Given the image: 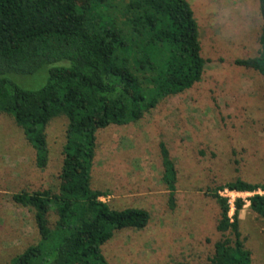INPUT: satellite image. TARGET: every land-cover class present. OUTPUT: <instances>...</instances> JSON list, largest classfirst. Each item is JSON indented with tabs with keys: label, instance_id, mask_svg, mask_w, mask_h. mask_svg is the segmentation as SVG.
<instances>
[{
	"label": "trees",
	"instance_id": "obj_1",
	"mask_svg": "<svg viewBox=\"0 0 264 264\" xmlns=\"http://www.w3.org/2000/svg\"><path fill=\"white\" fill-rule=\"evenodd\" d=\"M104 11L97 18L95 9ZM258 55L235 64L264 77V0ZM116 12V13H112ZM119 13V15H118ZM199 25L187 0H0V112L24 130L36 164H48L46 127L68 118L60 190L13 194L34 213L42 242L28 246L10 264H47L44 244L60 240L52 264H109L102 246L123 229H144L151 214L143 207L115 208L92 187L91 171L99 129L127 125L162 99L202 80ZM48 73L39 88L12 77ZM12 76V77H11ZM169 205L176 207L177 169L161 144ZM254 193L249 207L264 220V182L236 178L212 190L221 215L209 264H252L240 229L242 198L231 205L219 191ZM208 192H210L208 190ZM58 218L51 225L50 213Z\"/></svg>",
	"mask_w": 264,
	"mask_h": 264
},
{
	"label": "rangeland",
	"instance_id": "obj_2",
	"mask_svg": "<svg viewBox=\"0 0 264 264\" xmlns=\"http://www.w3.org/2000/svg\"><path fill=\"white\" fill-rule=\"evenodd\" d=\"M187 1L207 60L202 80L162 99L137 121L97 132L92 187L107 192L102 200L115 208L143 207L151 214L146 228L119 230L102 246L109 264H209L221 238V210L212 190L238 177L264 182V77L235 64L261 49L259 0ZM103 11L93 14L98 18ZM47 76L11 77L39 88ZM67 124L61 115L46 127L48 164L41 169L24 130L0 112V264H10L28 246L42 242L34 213L12 197L60 190ZM161 144L177 169L174 209L163 180ZM253 194L236 196L245 201L240 229L252 264H264V220L249 207ZM57 218L52 208V226ZM59 242L53 238L43 245L47 264L55 260Z\"/></svg>",
	"mask_w": 264,
	"mask_h": 264
},
{
	"label": "built area",
	"instance_id": "obj_3",
	"mask_svg": "<svg viewBox=\"0 0 264 264\" xmlns=\"http://www.w3.org/2000/svg\"><path fill=\"white\" fill-rule=\"evenodd\" d=\"M220 195L227 198L230 205H231V209L235 206L234 203H235V200H236V196L238 194H240L241 192H237V191H232L228 188H225L223 190H220L219 191Z\"/></svg>",
	"mask_w": 264,
	"mask_h": 264
},
{
	"label": "crops",
	"instance_id": "obj_4",
	"mask_svg": "<svg viewBox=\"0 0 264 264\" xmlns=\"http://www.w3.org/2000/svg\"><path fill=\"white\" fill-rule=\"evenodd\" d=\"M102 199V198H101ZM106 201V200H105Z\"/></svg>",
	"mask_w": 264,
	"mask_h": 264
}]
</instances>
